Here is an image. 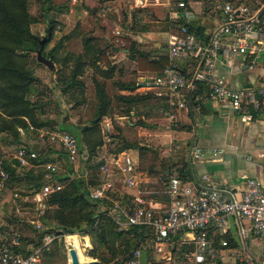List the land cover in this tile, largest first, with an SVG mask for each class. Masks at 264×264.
Listing matches in <instances>:
<instances>
[{
  "label": "built area",
  "instance_id": "1",
  "mask_svg": "<svg viewBox=\"0 0 264 264\" xmlns=\"http://www.w3.org/2000/svg\"><path fill=\"white\" fill-rule=\"evenodd\" d=\"M169 1L180 7L184 19L192 16L186 0ZM218 1L210 10L216 17L215 25L204 34L189 30L190 24L186 20L179 25V34H168V63L160 73H155L147 80L155 87V95L165 96L168 110H164V113L169 117L172 108L184 106V101L175 97L178 89L183 86L192 88L196 81L206 85L210 97L226 99L241 121L251 120L252 110L264 105V66L261 67L258 84L246 87L229 86L216 69L218 55L222 51L240 57L242 65L244 58V64L249 69L259 60H264V0ZM113 34L114 40L122 43L118 39L120 31L114 29ZM177 58L194 59V70L188 75L182 74L175 64ZM16 130L24 139L27 138L25 133L35 137L16 144L10 152V158L18 167L37 169L40 172L41 184L30 194V201L42 208L45 206V197L62 184L53 178L60 167L55 158L35 161L39 152L36 141L59 146L72 165L73 172L76 171L77 160L84 159L87 154L79 149L75 136L66 129L37 128L26 120L25 125L16 126ZM100 130L103 139L109 140L108 119L102 121ZM207 153L215 155L216 150H206L193 144L189 147L188 158L198 161ZM98 157L102 158L97 166L98 181L87 183L88 197L109 200L106 214L116 231L131 230L145 235L121 264H217L222 249L226 250L234 262L255 264L248 253L230 247L227 240L219 235L226 231L229 217L232 216L248 219L252 234L264 241V172L263 177H245L244 186L239 191L218 184L207 173H201L194 185L180 182L176 176L171 175L164 181L168 203L155 208L146 194L138 190L142 172L137 167L136 157L128 149L101 153ZM6 176L5 169L0 166V190L5 186ZM117 183L133 190L126 200L121 196L120 199L110 197ZM36 226L39 227L40 222ZM208 226L217 230L216 240L206 236ZM59 235L67 249L71 244L66 242V236L82 238L85 234L74 232ZM54 237L53 234H45L40 245L32 247L29 252H23L19 249L23 244L18 233L0 223V264H38L41 248L47 247ZM81 244L88 247V244ZM180 244L190 246L181 249Z\"/></svg>",
  "mask_w": 264,
  "mask_h": 264
},
{
  "label": "trees",
  "instance_id": "2",
  "mask_svg": "<svg viewBox=\"0 0 264 264\" xmlns=\"http://www.w3.org/2000/svg\"><path fill=\"white\" fill-rule=\"evenodd\" d=\"M67 1L40 0V6L45 12L49 10L64 12ZM90 2L89 9L92 10L101 5V0H90ZM27 3L28 0H0V134L4 133L10 139L17 141V144H21L25 143V139L17 132L16 126H24L26 120L37 128L65 127L75 136L79 149L84 150L87 154L84 159H79L83 164L79 172L78 170L73 172L72 165L66 160L62 150L58 151L55 157L50 156L49 148L46 153L38 152L35 161L41 162L55 158L60 162L62 159L66 168L53 174V178L62 185L45 197V206L39 215L44 228L38 231L34 240H29L33 241L32 246L36 247L40 244L43 235H55L52 239L53 249L47 248L48 246L42 247L40 252L45 264H52L56 258V248L61 246L60 233L88 234L92 246L88 248L87 254L96 256L98 260L96 264H121L128 257L130 251L145 238V235L131 230L116 231L111 219L106 214L109 200L106 198L91 199L87 195V183L92 184L98 181L97 166L102 160L101 157H98V151L99 147L105 144L100 132L99 121L103 116L111 115L114 110L119 115H129L130 111L144 100L153 99L162 108L166 107L165 97L156 96L152 93H114L111 96L106 90L105 80L112 75L113 65L110 64L104 49L92 42L93 36L85 35L81 37V46L78 51L64 50L63 41L72 35L71 32H68L55 41L47 55L51 54L52 62L58 66L53 72L56 80L61 83V91L69 92L74 105L83 102L85 83L82 76L86 68L90 69V80L93 85L95 100L93 115L87 123L82 124L78 121L73 125L63 122L53 124L50 120L43 118L41 115L43 103L39 99L30 100L28 98V95L35 88L37 77L27 68V52L35 50L38 46L39 37L30 30V23L37 19L29 12ZM45 19V32L48 33L50 40L55 23L53 24L48 14H45ZM188 29L199 35L204 34L200 26L189 25ZM122 40L123 45L128 47L129 39L122 37ZM131 58L134 60L136 69L151 71L156 74L160 73L168 63L166 54H159L152 58L147 52L139 50L133 51ZM112 83L120 89L132 90L135 87L133 81H112ZM197 87L206 89V85L201 81L197 82ZM110 134L114 144L112 146L109 144L107 148L105 146L107 152L135 148L138 156L142 157L147 151H151L153 152L152 159L158 160V169L151 165L147 172L157 170V175L163 181H166L171 175L176 176L181 182L188 179L185 155L181 154L176 159L166 155L158 157L147 142L140 141L138 138L125 139L120 131ZM24 135L28 136V133ZM0 166L7 173L5 185L23 179L28 194H31L41 184L40 172L34 173L31 168L16 166L13 164L10 155L0 153ZM137 167L140 170L139 165ZM84 171L86 172L85 175H83ZM97 204L101 206L96 207ZM219 236L226 237V234L223 232ZM217 237L215 236L213 239L216 240ZM19 238L22 242L20 235ZM108 240L111 242L109 247L112 246L113 248V257H105L103 253L97 251L98 245L105 246ZM227 240L229 244H232L229 238ZM188 246L182 245L181 249L188 248ZM31 248L21 247L19 249L23 252H29ZM75 249L80 261L88 259L80 252L76 243ZM238 263L241 264L242 262Z\"/></svg>",
  "mask_w": 264,
  "mask_h": 264
},
{
  "label": "crops",
  "instance_id": "3",
  "mask_svg": "<svg viewBox=\"0 0 264 264\" xmlns=\"http://www.w3.org/2000/svg\"><path fill=\"white\" fill-rule=\"evenodd\" d=\"M189 1L190 0H186L188 3L187 5L191 9L192 16L187 19L182 17L180 7H178L175 2L169 0H101L100 7L95 10L89 9L91 6L90 0H68L64 12L61 13L64 14L68 21L70 19L72 20L73 16L76 14V18L87 13H89L92 18L102 17L103 15L106 16L110 13L117 15L110 30L113 31L114 29H118L120 31L118 39L122 41V43L118 42L112 44L111 40H105L104 44H100L95 34H85L93 36L92 42L104 49L105 54L110 60V64L113 65L112 75L106 80L123 82L133 81L135 83V87L132 90L120 89L114 85L115 93L154 94L153 91L155 87L150 84V82H147V80L149 81L155 72L136 69L134 60L131 58V53L136 50L145 51L152 58H155V56L159 54H166L168 34H179V25L185 20L191 26L202 27L203 32L211 29L216 21L215 15L209 10V2L211 0H194V5L200 3V5L197 4L198 9L196 11H194ZM141 11L146 14V18L144 17L138 20L137 18ZM122 13H127V15L131 13L133 16V22L129 19L125 22L124 27L127 32H124L120 24H118V14L120 15ZM103 17L101 24H105V21L108 22V20L105 17L103 19ZM161 19L163 20V25H161V28H156L158 25L157 22ZM135 22H137L140 27L137 28ZM68 32H71L73 35L75 33V27ZM102 37L106 38V33H104ZM122 37H127L129 39L130 43L128 47L123 45ZM67 42L68 39L63 41V45L66 48H68L66 45ZM175 64L178 70L184 75L190 74L196 66L195 60L192 58H177ZM263 66L264 60L261 59L253 68L249 69L244 64V58L242 65L240 63V57L230 55L224 51L219 53L216 62L218 73L224 76L227 84L231 87L256 86L258 84V76L261 67ZM127 69H129L132 75L131 78L123 79L118 77ZM86 72L87 68L84 73ZM197 82L198 81L195 82L192 88L183 86L178 89L175 97L177 99H182L184 101V106L172 108L170 117H165V124L163 127L156 125L152 126L162 131L161 134L169 138V141H163L162 143L168 150L165 154L166 156L173 159H176L181 154L186 156L188 179L183 183L194 185L201 173H207L218 184L239 191L244 186L245 177H263L264 105L256 110H252L253 117L251 120L241 121L237 113L230 108L226 99L210 97L206 89L196 88ZM149 109L164 113V110H168V107L166 104V107L162 108V106L158 105L153 99L144 100L137 104L135 109L130 111L129 116L138 113L141 118L149 120L151 119V117H148ZM123 116L124 115H118V118H123ZM104 119L109 120L110 118L108 116H103L101 118L99 121L100 129ZM167 120L169 124H167ZM84 123L87 122H83L82 124ZM9 140L10 138L8 135L4 133L0 134V153L3 155L10 153L4 149L8 147L7 144ZM193 144L206 150L215 149L216 154L212 155L211 153H207L200 160L191 161L188 158V150ZM12 145L14 148L16 144L14 145L13 143L11 146ZM127 149L134 157L138 155L137 150ZM98 152L99 154L109 153L105 149V144L99 147ZM56 154V152H51L50 156H55ZM141 172V185L146 187L144 190L148 191L146 196L151 205L155 208L165 206L168 203V197L165 193V185L161 184L162 179L160 180L157 179L156 176H152L143 171ZM156 184L161 185V187L155 189L154 185ZM115 187L117 191H120L116 193L118 197H128L129 193L133 191L132 189L121 187L120 184L119 187H117V185ZM225 234L226 237L224 238L226 240L229 238L232 241V244L228 243L230 247L248 253L255 264H264V241L259 240L252 234L248 219H236L230 216L229 225ZM206 236L214 238L217 236V230L208 226L206 229ZM76 240H78L77 237ZM182 245L184 244H180V246ZM188 245L190 246V244ZM28 247L30 248L32 246L28 245ZM220 254L221 258L217 259V264L238 263L234 262L232 258L227 255L225 249H222Z\"/></svg>",
  "mask_w": 264,
  "mask_h": 264
},
{
  "label": "rangeland",
  "instance_id": "4",
  "mask_svg": "<svg viewBox=\"0 0 264 264\" xmlns=\"http://www.w3.org/2000/svg\"><path fill=\"white\" fill-rule=\"evenodd\" d=\"M190 5L196 11L198 9L197 4L200 5V3H195L194 0H190ZM218 0H211L209 2V10L213 9L216 4L218 3ZM29 12L36 17V21H33L30 23L29 27L30 30L37 35L39 38L45 35V26H46V19L45 14H48L51 17V21H53L54 28L52 31L51 39L47 40L42 48V52L44 56H48L47 53L52 47V45L55 43L57 39H59L63 34L68 33V31H71L72 28L75 27V33L73 35H70L67 39V46L66 48L64 46V50L67 49L68 51L76 52L78 49H80V39L85 34H95L98 37V42L100 44H104L105 40L110 41L111 43H118L114 40V34L113 31L110 30L111 26L113 24V21L116 20V16L113 14L103 15L107 20L105 21V24H101L102 17H96L92 18V16L87 13L83 16H80L79 18H76V15L73 16L72 20L69 21L66 20L63 13L60 11H43L40 6V0H28L27 3ZM197 7V8H196ZM138 20L146 18V14L144 12H140ZM103 17V19H104ZM118 24L122 27L124 32H127L125 29V22L129 19L130 21L133 20V16L131 13L127 15V13L118 14ZM136 19V18H135ZM134 21V20H133ZM132 21V22H133ZM162 19L158 21V25L156 28H161ZM141 22V21H140ZM136 27H140L137 22ZM106 33V38H103L102 35ZM27 68L30 69L33 74L37 77V80L35 81V88L31 92V94L28 95V98L30 100L39 99L42 105V117L45 119L50 120L53 124L63 122L64 124H74V122H88L90 117L93 115V105H94V91H93V85L90 80V69H87V72L83 74L82 79L85 83V89H84V99L83 102L77 105H74L73 100L70 98L69 92H62L61 91V83L56 80L55 73L53 70L56 68L57 64L52 69H47L42 63L38 64L35 60V52L34 50L27 52ZM58 67V66H57ZM118 76V75H115ZM118 77H121L123 79L131 78L132 75L129 71V69L125 70L123 74L119 75ZM106 90L107 92L112 96L113 93H115V86L112 83V80H106ZM118 112L114 110L111 115L108 117L110 118L111 122V129L108 132L109 140H105V146L106 148L109 146H112L114 144V141H111L110 133L114 132H121V135L124 136L125 139H139L140 141L147 142V144L154 149V153L160 156H165V154L168 152L166 149V146L163 145V141H169L167 136L162 135V131H159L158 129H155L152 125L156 126H164L165 122V115L163 112H157L153 109H149V116L151 119L147 120L144 118H141L140 115L137 113L133 116L124 115L123 118H118ZM141 121L143 124H141ZM167 124H169V121L167 120ZM65 129V127L63 128ZM67 130V129H66ZM28 138H31L32 140L35 139V137L31 134H28L27 138L25 139L27 141ZM111 141V142H110ZM17 144V141L10 139L8 141V144L5 149V151L11 152L13 150V145L11 144ZM36 146L38 148V151L47 152L48 148L50 149V152H58L62 150L57 145H47L44 141L37 140ZM172 144V143H169ZM131 150H136L134 148H130ZM153 152L147 151L145 155L142 157L136 156L137 159V165H139V168L141 171L146 172L152 176L158 177V172L156 171H150L149 167L151 165H154L155 169L157 168L158 160H153ZM138 154V153H137ZM7 155H10L8 153ZM55 157V156H52ZM60 167L58 171H62L66 168L65 162L61 159ZM83 164L77 160L75 163V169L76 171L81 169ZM73 169V168H72ZM35 171V172H34ZM57 171V172H58ZM34 173H37V169L33 170ZM161 184L164 185V181H161ZM117 187H119V183L116 184ZM155 189H158L161 187V185H154ZM146 187L142 186L141 183L138 186V190L140 192H144L146 195L148 191H145ZM131 190V189H130ZM147 190V189H146ZM120 192L119 190H115V192L110 193V197H116L119 198L116 193ZM142 192V193H143ZM123 194V192H122ZM123 200H126V197H122ZM101 205L97 204L96 207H100ZM40 208V209H39ZM36 207L34 203L30 201V194H28V189L26 185L24 184V180L20 179L16 182H9L7 185L4 186L2 190H0V223L3 225L12 228L16 232L19 233V235L22 237V244L23 247H28L33 245V241H30L29 239L34 240L35 236L37 235L38 231L42 230L44 228L43 224L40 222L39 215L43 211V207ZM40 222V226H36V223ZM80 234V233H78ZM81 235V234H80ZM24 237V238H23ZM88 238V241H87ZM53 240H51L48 244L49 249H53L54 243H52ZM60 247L56 248L55 253V260L52 264H68L67 254H66V247L64 240L62 236H60ZM58 241V242H59ZM66 242L70 243L72 246L75 247V243L77 248L80 250V252L86 256L88 259H96V256L94 255H88L87 250L90 246H92L90 242V237L88 234H85L82 236V238H76L72 235V237H67ZM84 243L88 247H83L81 243ZM41 243V242H40ZM62 243V244H61ZM111 242H106L105 246L98 245L99 252L103 253L105 257H113L112 255V246L109 247ZM40 245V244H39ZM56 245V244H55ZM38 246V245H37ZM33 247V246H32ZM87 259V260H88ZM141 259H143V255L141 256ZM38 264H45L43 259L41 258V253L39 257Z\"/></svg>",
  "mask_w": 264,
  "mask_h": 264
},
{
  "label": "water",
  "instance_id": "5",
  "mask_svg": "<svg viewBox=\"0 0 264 264\" xmlns=\"http://www.w3.org/2000/svg\"><path fill=\"white\" fill-rule=\"evenodd\" d=\"M47 39H48V33L38 38V46L34 50L35 59L36 61L45 65L47 69H52L54 64L51 59V54H48V56H44L41 52L43 48V44L46 42ZM66 250H67L66 254H67L68 264H96L98 262V260L96 259H88L86 261H80L77 257V251L75 247L72 245L68 246Z\"/></svg>",
  "mask_w": 264,
  "mask_h": 264
},
{
  "label": "bare ground",
  "instance_id": "6",
  "mask_svg": "<svg viewBox=\"0 0 264 264\" xmlns=\"http://www.w3.org/2000/svg\"><path fill=\"white\" fill-rule=\"evenodd\" d=\"M70 236H72V235L66 236V238H67V237H70Z\"/></svg>",
  "mask_w": 264,
  "mask_h": 264
}]
</instances>
